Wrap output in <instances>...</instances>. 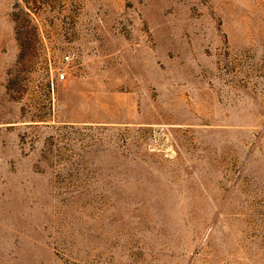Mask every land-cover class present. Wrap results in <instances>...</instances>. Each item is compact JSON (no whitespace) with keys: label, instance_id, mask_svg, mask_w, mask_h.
Wrapping results in <instances>:
<instances>
[{"label":"rangeland","instance_id":"1","mask_svg":"<svg viewBox=\"0 0 264 264\" xmlns=\"http://www.w3.org/2000/svg\"><path fill=\"white\" fill-rule=\"evenodd\" d=\"M0 264H264V0H0Z\"/></svg>","mask_w":264,"mask_h":264},{"label":"built area","instance_id":"2","mask_svg":"<svg viewBox=\"0 0 264 264\" xmlns=\"http://www.w3.org/2000/svg\"><path fill=\"white\" fill-rule=\"evenodd\" d=\"M63 61L66 62V63H69L71 61V56H65L63 58ZM65 76L66 74L63 72L62 74L59 75V81H64L65 80Z\"/></svg>","mask_w":264,"mask_h":264}]
</instances>
